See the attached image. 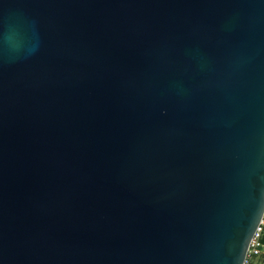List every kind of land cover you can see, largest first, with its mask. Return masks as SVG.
Instances as JSON below:
<instances>
[{
  "label": "water",
  "instance_id": "95a60500",
  "mask_svg": "<svg viewBox=\"0 0 264 264\" xmlns=\"http://www.w3.org/2000/svg\"><path fill=\"white\" fill-rule=\"evenodd\" d=\"M261 211L264 0H0V264H235Z\"/></svg>",
  "mask_w": 264,
  "mask_h": 264
},
{
  "label": "clouds",
  "instance_id": "9594fccd",
  "mask_svg": "<svg viewBox=\"0 0 264 264\" xmlns=\"http://www.w3.org/2000/svg\"><path fill=\"white\" fill-rule=\"evenodd\" d=\"M261 230H264V211L255 214V220L252 221L251 231L248 233V238L243 240L241 246L238 243V252L235 258V264H249L247 251L249 242L255 243L254 236L258 235Z\"/></svg>",
  "mask_w": 264,
  "mask_h": 264
},
{
  "label": "built area",
  "instance_id": "2783aa9c",
  "mask_svg": "<svg viewBox=\"0 0 264 264\" xmlns=\"http://www.w3.org/2000/svg\"><path fill=\"white\" fill-rule=\"evenodd\" d=\"M264 230H261L258 235L254 236L255 243L249 245L247 257L249 264H253V259L261 254H264V242L262 241Z\"/></svg>",
  "mask_w": 264,
  "mask_h": 264
},
{
  "label": "rangeland",
  "instance_id": "374dc122",
  "mask_svg": "<svg viewBox=\"0 0 264 264\" xmlns=\"http://www.w3.org/2000/svg\"><path fill=\"white\" fill-rule=\"evenodd\" d=\"M253 264H264V254L257 256L253 259Z\"/></svg>",
  "mask_w": 264,
  "mask_h": 264
},
{
  "label": "trees",
  "instance_id": "16d2710c",
  "mask_svg": "<svg viewBox=\"0 0 264 264\" xmlns=\"http://www.w3.org/2000/svg\"><path fill=\"white\" fill-rule=\"evenodd\" d=\"M262 241L264 242V234H263V238H262Z\"/></svg>",
  "mask_w": 264,
  "mask_h": 264
}]
</instances>
